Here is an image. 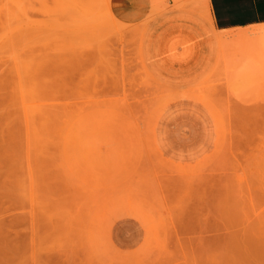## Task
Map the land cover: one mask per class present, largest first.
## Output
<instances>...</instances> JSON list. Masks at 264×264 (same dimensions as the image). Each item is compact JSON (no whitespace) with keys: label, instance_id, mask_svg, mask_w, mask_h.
Segmentation results:
<instances>
[{"label":"rangeland","instance_id":"obj_1","mask_svg":"<svg viewBox=\"0 0 264 264\" xmlns=\"http://www.w3.org/2000/svg\"><path fill=\"white\" fill-rule=\"evenodd\" d=\"M179 1L95 37L87 1L0 0V264L262 263L264 36L168 86L144 42Z\"/></svg>","mask_w":264,"mask_h":264},{"label":"crops","instance_id":"obj_2","mask_svg":"<svg viewBox=\"0 0 264 264\" xmlns=\"http://www.w3.org/2000/svg\"><path fill=\"white\" fill-rule=\"evenodd\" d=\"M182 1L178 2L179 10L153 22L144 42L155 77L172 87H190L203 81L220 60L227 33L264 27V0ZM154 2L110 0V10L120 23L140 25L158 12L153 14ZM143 37L144 31L140 40Z\"/></svg>","mask_w":264,"mask_h":264},{"label":"bare ground","instance_id":"obj_3","mask_svg":"<svg viewBox=\"0 0 264 264\" xmlns=\"http://www.w3.org/2000/svg\"><path fill=\"white\" fill-rule=\"evenodd\" d=\"M74 1L76 3H78V2L81 3V1H87V4L86 5H88V6H86L85 10L82 12L84 18L87 19V20H85L84 24H85V27L88 28L89 30L91 28V30H92V32H93V34H94L95 37H97L99 34H101L104 31L107 32V33H110V35H120L121 33H123L124 27L126 25L120 23L113 16V14H112V12L110 10V2H109V0H107L106 3H102V4L98 3L99 0H81V1L80 0H74ZM158 4H159V0H155V2H154V8H153V14L158 11V7H159ZM258 30L259 31L256 32V33L261 34L260 37L264 36V27L259 28ZM133 33L136 34L137 37H139V36L142 37V35H143V29L142 28H137V31H136V29H134L133 30ZM236 38L237 37H234V39H236ZM222 40H223L222 42L224 44L225 43V37H223ZM226 226H228V225H226ZM244 234L245 235H248L247 233H244ZM232 235L234 236V234H232ZM235 236H236V240H235V237H234V240L232 239L234 242H236L237 240H239V238L237 239L238 235L235 234ZM248 237H250V236L248 235L247 238ZM251 237H250V240L253 241V239H251ZM241 238H242V236L240 237V239ZM255 238L256 239H259L258 235H256ZM260 239H262V238H260ZM260 239L258 240L259 242L264 241L263 240L264 238L262 239V241H260ZM243 240H244V242L246 244V241H248L249 238H248V240H246V237H245V239H243ZM254 241L252 243H257L258 242V241L256 242V240H254ZM250 246H251V244H250ZM250 248H252V247H249V248L247 247L246 249L245 248L244 249L242 248L241 250L239 248V250L241 252L237 249V251L239 252V254H241L240 257L242 256L241 259L239 260L240 262L238 264H253V263L249 262V259H251L250 256H253L254 255L252 253V249H250ZM253 251L261 255L260 260H263V261L260 264H264V249H262V248H259L258 249L257 248V249H254ZM238 252L236 254H238ZM255 255H257V254H255ZM241 262H243V263H241ZM235 264H237V262Z\"/></svg>","mask_w":264,"mask_h":264}]
</instances>
